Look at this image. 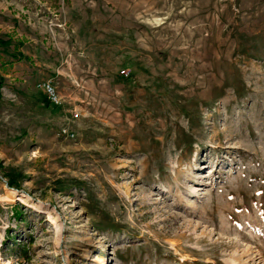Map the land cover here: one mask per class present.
<instances>
[{"label":"rangeland","instance_id":"rangeland-1","mask_svg":"<svg viewBox=\"0 0 264 264\" xmlns=\"http://www.w3.org/2000/svg\"><path fill=\"white\" fill-rule=\"evenodd\" d=\"M0 264H264V0H0Z\"/></svg>","mask_w":264,"mask_h":264},{"label":"built area","instance_id":"built-area-1","mask_svg":"<svg viewBox=\"0 0 264 264\" xmlns=\"http://www.w3.org/2000/svg\"><path fill=\"white\" fill-rule=\"evenodd\" d=\"M41 86H42V89L44 90V92L46 93L48 99L54 105L60 106L62 104V99H61L59 93L57 92V90L55 89V87L52 84L44 82ZM63 132L66 135L74 136V134H71V132L69 130L65 129V130H63Z\"/></svg>","mask_w":264,"mask_h":264},{"label":"trees","instance_id":"trees-1","mask_svg":"<svg viewBox=\"0 0 264 264\" xmlns=\"http://www.w3.org/2000/svg\"><path fill=\"white\" fill-rule=\"evenodd\" d=\"M8 185H9V186H13V184H12L11 182H9ZM27 253H28V250H27L26 248H24V249L22 250V253H21V254H24V256L27 257Z\"/></svg>","mask_w":264,"mask_h":264},{"label":"bare ground","instance_id":"bare-ground-1","mask_svg":"<svg viewBox=\"0 0 264 264\" xmlns=\"http://www.w3.org/2000/svg\"><path fill=\"white\" fill-rule=\"evenodd\" d=\"M195 190H196V189H195ZM13 192H14V191H13ZM12 200H13V201H17V200L22 201V199H21L20 197H17V198H15V199L13 198ZM27 205H28V204H27Z\"/></svg>","mask_w":264,"mask_h":264}]
</instances>
